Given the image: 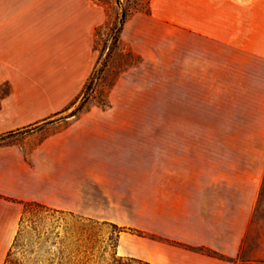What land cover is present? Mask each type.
Here are the masks:
<instances>
[{
	"label": "crops",
	"instance_id": "obj_1",
	"mask_svg": "<svg viewBox=\"0 0 264 264\" xmlns=\"http://www.w3.org/2000/svg\"><path fill=\"white\" fill-rule=\"evenodd\" d=\"M157 1L152 16L177 14L188 32L189 76L202 70L205 84L216 81L234 101L232 133L218 136V151L196 150L211 135L173 136L177 181L167 193L158 176L149 186L148 154L150 166H162L163 136L151 137L156 145L149 147L148 135H133L132 126L142 124L112 113L126 108L94 106L70 116L75 104L67 105L82 93L91 65L83 73L79 60L80 71L72 70L66 45L57 66L31 70L30 42L42 34L25 23L1 24L0 85L11 90L0 97V264L17 234L21 201L29 200L114 223L132 222L138 210V226L159 239L140 236L131 250L121 243L122 254L154 264H232L194 248L236 256L258 200L264 151L240 144L264 143V0H160L173 6L162 11ZM39 50L52 61L50 50ZM224 110L222 102L221 117ZM29 127L36 128L16 134Z\"/></svg>",
	"mask_w": 264,
	"mask_h": 264
},
{
	"label": "rangeland",
	"instance_id": "obj_2",
	"mask_svg": "<svg viewBox=\"0 0 264 264\" xmlns=\"http://www.w3.org/2000/svg\"><path fill=\"white\" fill-rule=\"evenodd\" d=\"M156 5L160 11L171 6H164L160 0ZM124 11L128 16L115 41L113 28L118 25ZM179 18L177 14H170L164 19L153 17L151 0H0V25L25 23L35 29L37 34H42V37L37 35L30 42V45L35 46V53L26 62L29 69L40 71L46 65L57 66L59 54L65 52L66 45L69 57H74L72 70L80 71L79 60L83 61V73L87 72L90 65L92 71L97 67L98 78L94 90L79 115L94 106L103 109L126 108L125 111L112 113L117 118H131L142 124L141 127L132 126L133 135H148L149 147L156 145L151 142V137L163 136L160 144L164 152L162 166L158 169L150 166L154 156L149 151L147 175L149 186L151 182L157 181L158 176V181L161 179L165 185V193L167 186L177 181L171 163L174 159L172 152L179 144L172 143V137L211 135L213 142L195 144L196 150L209 146L210 150L218 151V136L232 133L231 125L234 123L229 114V107L234 104L231 96L221 95L216 81L205 84L202 70H196V79H192L193 73L189 76V35L181 26L182 20ZM39 48L50 50L51 62H45ZM200 54L202 56V48ZM20 57V60L24 59V56ZM10 90V83L1 84L0 97ZM81 101L82 93L79 92L67 106L75 104L74 110ZM222 102L225 107L223 117L220 111ZM62 116L54 119H61ZM240 147L243 150L264 151L263 142L243 143ZM151 192L155 193L149 190V194ZM78 220L93 225L91 233L95 249L90 254L89 264H113L114 255L141 259L122 254L120 244L131 250V247L138 246L135 239L140 236L159 239L138 226V210L133 213L130 223L103 221L65 211L62 214H49L39 221L37 226L40 232L34 230L35 225L27 221L22 239L15 248L12 264H64L66 244L70 243L72 250L75 246L74 237L65 239V234L74 228ZM121 227L124 230L118 233L117 229ZM194 249L209 252L208 249ZM218 253L232 264H264V175L251 223L237 255L231 257Z\"/></svg>",
	"mask_w": 264,
	"mask_h": 264
},
{
	"label": "trees",
	"instance_id": "obj_3",
	"mask_svg": "<svg viewBox=\"0 0 264 264\" xmlns=\"http://www.w3.org/2000/svg\"><path fill=\"white\" fill-rule=\"evenodd\" d=\"M128 14L124 11L118 25H116L113 28L114 32V40L117 41V34L121 31L122 29V24ZM99 62V61H98ZM97 73L98 69L95 66L93 72L91 73V76L85 83L82 91V101L80 104L71 112L70 116L77 115L79 114L83 108L85 102L88 100L90 97L91 92L94 90V85L97 80ZM38 127V126H37ZM36 127H29L25 128L22 131L23 132H28L31 131L32 129H35ZM12 132H9L11 134ZM4 135H0V137H3ZM1 196V195H0ZM24 204V211L23 214L20 218L19 221V228L17 231V234L14 238V241L6 255L5 262L4 264H12L13 263V254L15 251V248L19 245L23 233L25 231V224L27 221H30L33 225L34 230L39 231V227L37 226L38 222L43 221L49 214L53 215L54 213H64L65 211L59 208H55L52 206H49L45 203L39 202V201H21ZM115 226V225H114ZM73 229L67 230L65 234V239H70L74 237V249H70V243L66 244V252H65V262L64 264H89V261L91 259L90 254H92V251L95 249L94 245V240L92 237V228L93 225L91 224H84L81 221H77L73 225ZM117 227V226H116ZM124 230V227L118 228L117 232L120 233L121 231ZM206 249V248H202ZM209 252L208 254L211 256L215 257H220L222 258L223 256L219 254L217 251L208 249ZM113 264H154L152 262H149L147 260L139 259V258H123L122 256L116 257L115 255L113 256Z\"/></svg>",
	"mask_w": 264,
	"mask_h": 264
}]
</instances>
